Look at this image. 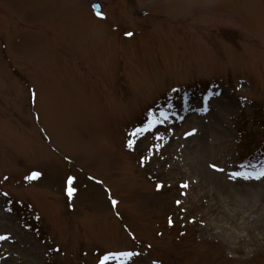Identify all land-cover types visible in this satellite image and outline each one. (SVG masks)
<instances>
[{
    "label": "rangeland",
    "instance_id": "rangeland-1",
    "mask_svg": "<svg viewBox=\"0 0 264 264\" xmlns=\"http://www.w3.org/2000/svg\"><path fill=\"white\" fill-rule=\"evenodd\" d=\"M261 171L264 0H0V264H264Z\"/></svg>",
    "mask_w": 264,
    "mask_h": 264
},
{
    "label": "snow or ice",
    "instance_id": "snow-or-ice-1",
    "mask_svg": "<svg viewBox=\"0 0 264 264\" xmlns=\"http://www.w3.org/2000/svg\"><path fill=\"white\" fill-rule=\"evenodd\" d=\"M94 7H99V6H98V5H94ZM97 15L100 16L102 19L105 18L104 15H103V12H102V11H98V12H97ZM126 34L129 35V36L132 35L131 32L126 33ZM201 110H202V111H207V104H206V101H205V107H204L203 109H201ZM165 119H166V117H165ZM152 123H154V121H150V125H151ZM144 130H147V129H141L140 131H144ZM194 132H195V129H193V131L190 132V133H185V135H186V136H187V135H192ZM161 139H162V138H161ZM213 167H215V165H213ZM242 167H243V166H242ZM40 175H41V174H40L39 172H33L31 175L26 176L25 179H27V180H33V179L38 178ZM234 175H239V173H234ZM260 175H261V176H264V171H261V172H260ZM245 178H247V177H245ZM4 179L7 180L8 178L5 177ZM73 181H74V177H69V178H68L67 183H68L69 187L67 188V193H68L69 197H71V196L73 195V193L76 191L75 188L71 187ZM182 187H185V188H186V187H187V184L182 185ZM3 195H4V196H8V193L5 192V193H3ZM112 203H113V205H115L117 202H116V201H113ZM178 203H179V202H178ZM170 223H171V220H170ZM6 239H8V236H6V235H0V240H6ZM57 251H59V249H57ZM132 255H133V253H131V252L110 253V254H108V255L103 256V257L100 259L99 264H106V262H107L108 260H110V259H118V258L121 257V256L131 257Z\"/></svg>",
    "mask_w": 264,
    "mask_h": 264
},
{
    "label": "water",
    "instance_id": "water-1",
    "mask_svg": "<svg viewBox=\"0 0 264 264\" xmlns=\"http://www.w3.org/2000/svg\"><path fill=\"white\" fill-rule=\"evenodd\" d=\"M94 5H98L99 7H94L97 11H102L103 8L101 7L102 4L100 2H94Z\"/></svg>",
    "mask_w": 264,
    "mask_h": 264
},
{
    "label": "trees",
    "instance_id": "trees-1",
    "mask_svg": "<svg viewBox=\"0 0 264 264\" xmlns=\"http://www.w3.org/2000/svg\"><path fill=\"white\" fill-rule=\"evenodd\" d=\"M254 157H255L254 159H257L258 161H259V159L262 160V157H259V155H257V154H254Z\"/></svg>",
    "mask_w": 264,
    "mask_h": 264
}]
</instances>
